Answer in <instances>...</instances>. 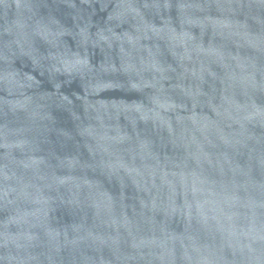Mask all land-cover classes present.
I'll return each mask as SVG.
<instances>
[{
  "label": "water",
  "instance_id": "obj_1",
  "mask_svg": "<svg viewBox=\"0 0 264 264\" xmlns=\"http://www.w3.org/2000/svg\"><path fill=\"white\" fill-rule=\"evenodd\" d=\"M0 264H264V0H0Z\"/></svg>",
  "mask_w": 264,
  "mask_h": 264
}]
</instances>
